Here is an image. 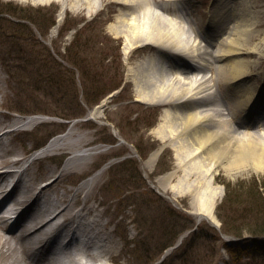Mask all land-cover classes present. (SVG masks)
Returning a JSON list of instances; mask_svg holds the SVG:
<instances>
[{"label":"rangeland","instance_id":"1","mask_svg":"<svg viewBox=\"0 0 264 264\" xmlns=\"http://www.w3.org/2000/svg\"><path fill=\"white\" fill-rule=\"evenodd\" d=\"M240 1L224 0L232 8ZM220 2L191 0L188 12L194 27L204 30L203 20ZM249 2L257 17L250 43L262 46L264 0ZM201 13L203 19L198 21ZM86 15L65 12L61 3L34 7L0 0V121L5 125L12 117L19 121L15 128L27 130L12 138L15 151L7 157L22 160L14 169L23 170L31 162L38 172L53 168L52 174L37 182L40 187L56 180L73 156L82 158L81 167L62 173L58 188L62 192L76 190L100 167L111 163L105 175L85 191L94 194L87 202L97 209L87 220L99 219L95 231L100 229L109 238H99L92 252L102 251L108 264H264V234L247 231L264 225V173L233 175L219 168L214 186L223 193L213 211L218 225L202 220L195 230L198 207L192 202V193L164 192L156 187L176 185L182 171L172 146L154 135L164 109L135 101L129 80L141 52L129 53V47L110 32L118 16L108 11L92 18ZM50 36L65 41L40 43ZM245 59L258 63L255 84L261 89L264 48L260 55ZM104 103L108 110L100 129L94 116ZM67 131V141L75 151H49L37 164L33 152ZM156 151L160 154L155 164L146 165ZM171 174L173 178L167 180ZM194 178L190 184L195 188ZM83 197L79 194L76 210L83 207ZM222 223L245 229L241 236L248 234L237 238L239 235L228 233L232 235L228 250L221 237L226 234ZM180 237L181 244L171 249Z\"/></svg>","mask_w":264,"mask_h":264},{"label":"bare ground","instance_id":"2","mask_svg":"<svg viewBox=\"0 0 264 264\" xmlns=\"http://www.w3.org/2000/svg\"><path fill=\"white\" fill-rule=\"evenodd\" d=\"M16 1L34 7L61 3L65 12H77L83 17L88 14L92 18L103 11L119 17L110 32L129 47V53L141 52L129 80L135 101L164 109L154 135L161 143L172 146L173 158L182 171L176 185L156 187L164 192L192 193V202L198 207V222L218 225L213 211L223 193L221 187L214 186L219 168L233 175L247 171L264 173V87L260 89L255 84L258 63L245 59L260 55L264 44L250 43L256 33L257 17L249 0H241L237 8L220 0L215 11L203 20L204 31L194 27L193 18L177 8V4L181 10L185 5L190 7V0ZM64 41L50 36L40 43ZM166 62H170L168 66ZM192 62L203 68H196ZM106 110L104 103L94 116L100 129ZM9 119L5 125L0 121V231L7 234L0 232V264H108L102 251L92 252L99 238H109L102 230L95 231V227H100L99 219L87 220L86 216L97 209L87 202L94 194L85 191L105 175L111 163L100 167L76 190L61 192L58 188L62 173L83 164L82 158L73 156L56 180L37 187V182L54 170L47 167L38 172L32 162L21 173L13 169L22 160L7 157L15 151L12 138L27 130L10 128L19 121ZM69 134L67 131L51 141L41 152L44 155L37 158V164L49 151L72 153L74 147L67 141ZM159 154L151 153L146 165L153 166ZM10 177L17 180L9 190L4 183ZM192 177L196 179L195 188L190 184ZM79 194H84V203L76 210ZM71 224L81 228L78 240L69 238L59 248L60 254L53 253L50 246L64 232L65 236L73 232ZM74 242L78 245L74 246ZM48 254L53 255L52 259Z\"/></svg>","mask_w":264,"mask_h":264},{"label":"trees","instance_id":"3","mask_svg":"<svg viewBox=\"0 0 264 264\" xmlns=\"http://www.w3.org/2000/svg\"><path fill=\"white\" fill-rule=\"evenodd\" d=\"M118 86H115L113 89H115V88H117ZM100 100V98H97V99H95V103H97L98 101ZM225 187H226V185H225ZM248 230L247 231H249L250 233H260V234H264V225H261V226H256V227H254V228H252V227H250V228H247ZM243 230H245V229H243V228H241V227H236V226H231V228H228V226H226L225 224H223L222 223V231L224 232V233H226V234H228V233H233V234H237V235H239V236H241L240 234H241V232L243 231ZM215 238H217V237H215ZM214 239V238H213ZM218 239V238H217ZM217 239H215V240H217ZM226 248L228 249V250H230L231 248L229 247V246H226Z\"/></svg>","mask_w":264,"mask_h":264}]
</instances>
